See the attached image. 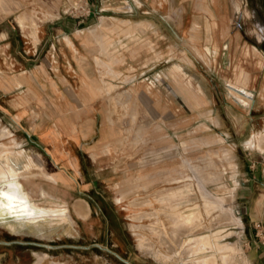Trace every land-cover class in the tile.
Listing matches in <instances>:
<instances>
[{"label":"rangeland","instance_id":"rangeland-1","mask_svg":"<svg viewBox=\"0 0 264 264\" xmlns=\"http://www.w3.org/2000/svg\"><path fill=\"white\" fill-rule=\"evenodd\" d=\"M262 32L264 0H0V74L35 73L39 96L30 156L0 140L36 210L0 212V264H188L182 243L221 229L248 264L264 240ZM180 211L206 231L173 236Z\"/></svg>","mask_w":264,"mask_h":264},{"label":"bare ground","instance_id":"bare-ground-1","mask_svg":"<svg viewBox=\"0 0 264 264\" xmlns=\"http://www.w3.org/2000/svg\"><path fill=\"white\" fill-rule=\"evenodd\" d=\"M22 22H23V20H22ZM233 90H234V95L236 97H238L242 102H246L249 104L252 103V99L254 97L252 93H250L244 89L243 90L233 89ZM6 170H9L12 173V175H14L15 177L17 175H19V170H18V167L16 165V157L14 156V154L8 153L6 151H1V153H0V192L7 193L9 196H12L13 199L9 200L7 198H3V202L0 203V212L3 215H9V214L21 212V213L26 214V216L17 217V220H19V221L26 220L27 221L30 218L29 212H34L36 210H34V207L29 203L28 199L21 196V189L20 188H23V186H20V184H19L18 178H20V177L11 179L8 176H5ZM49 178L52 179V177H49ZM209 205H211V204H209ZM208 207L210 208V206H208ZM192 214L193 215H185L184 212L180 211L179 213H177L173 216V220H174L173 221V230H172V233L174 234L173 236H179V235L183 236L184 234L187 235L188 232L192 233V229L194 231L197 230L198 232L203 231V230L206 231V225H204L205 221L202 218V216L199 213H196V214L192 213ZM31 218H34V217H31ZM64 218L69 219V217L66 214L64 215ZM30 220H32V219H30ZM235 221H236V224L238 225V227L240 229L239 231H242L243 227L241 226L239 221L238 220H235ZM15 227L16 226L14 224L9 225V228L11 230H14ZM154 231H157V230H154ZM164 231H165V229H164ZM236 237L237 236H235L234 231L229 232L227 230L221 229L216 233L214 232L213 234H204L201 236L194 235L193 238H190L188 240L186 239L182 243L183 244L182 246L184 248V255L186 256V260H189L187 263L188 264H237V262L235 261V250H234ZM178 238H180V237H178ZM159 240H160V238H159ZM168 240H170V239H168ZM176 240L177 239H175V242H176ZM172 241H173V239H172ZM148 243H146L147 246H152V244H148ZM171 245H173V243ZM170 252L168 251V253H170ZM174 252H175V249H174ZM159 255H161V254H159ZM163 256L166 259L167 258L171 259V255H169V254H166V255L163 254Z\"/></svg>","mask_w":264,"mask_h":264},{"label":"crops","instance_id":"crops-1","mask_svg":"<svg viewBox=\"0 0 264 264\" xmlns=\"http://www.w3.org/2000/svg\"><path fill=\"white\" fill-rule=\"evenodd\" d=\"M21 20L23 19L21 18ZM261 27L263 28V26ZM64 28L62 22L57 23L55 27L48 26L49 31L50 29H53L56 33H63ZM43 29L45 30V27ZM259 29H261L260 26ZM75 30H77V27H75ZM45 33L46 31H42V35H39V37L45 38L46 36H43ZM257 39L261 42L264 39V34L258 35ZM33 49L34 48H31V51ZM35 75V73L30 74L29 70L22 71V73L16 75L0 74V132L1 135L3 131L8 133V135L0 137V140L10 139L12 145L14 141L17 142L18 145H13L14 147L11 148L15 151L23 150L29 156L30 148L28 146L30 145V128L28 125H30V107L32 106L30 98L38 99L39 97L34 86ZM8 94L15 95L8 99V101L3 100V96ZM4 121H7L5 126H3ZM19 131H24L25 135H23V139L15 138ZM255 138L256 136L252 139L255 141ZM46 139L45 133L41 136L40 141L44 143ZM261 183L264 184L263 182ZM242 185L248 186L252 184L251 182L246 181ZM261 233L262 232L259 231L257 235L252 237V241L248 244L245 250L248 264H264V240L261 241L256 239L257 237L263 238Z\"/></svg>","mask_w":264,"mask_h":264},{"label":"snow or ice","instance_id":"snow-or-ice-1","mask_svg":"<svg viewBox=\"0 0 264 264\" xmlns=\"http://www.w3.org/2000/svg\"><path fill=\"white\" fill-rule=\"evenodd\" d=\"M3 198H7L9 200L13 199V197L12 196H9L7 193L0 192V203L3 202Z\"/></svg>","mask_w":264,"mask_h":264}]
</instances>
